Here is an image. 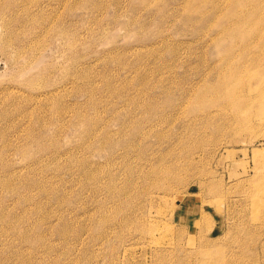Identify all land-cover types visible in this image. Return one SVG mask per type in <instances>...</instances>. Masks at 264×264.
I'll list each match as a JSON object with an SVG mask.
<instances>
[{"label": "rangeland", "instance_id": "obj_1", "mask_svg": "<svg viewBox=\"0 0 264 264\" xmlns=\"http://www.w3.org/2000/svg\"><path fill=\"white\" fill-rule=\"evenodd\" d=\"M232 51L264 0H0V264H264V101L196 98Z\"/></svg>", "mask_w": 264, "mask_h": 264}, {"label": "bare ground", "instance_id": "obj_2", "mask_svg": "<svg viewBox=\"0 0 264 264\" xmlns=\"http://www.w3.org/2000/svg\"><path fill=\"white\" fill-rule=\"evenodd\" d=\"M224 17H225L224 19H228L230 16L225 15ZM235 17H236V15L233 17V21H234L232 23L233 25L230 26L232 28L237 27V21H235ZM244 19L245 18H243V20ZM232 28H226L224 30V32H225L224 35H226V33L227 34L232 33L230 31ZM245 49H246V45L241 44V50H245ZM233 50L235 51L234 45H233ZM234 53L235 52L232 51L230 53L231 55L225 54L224 58H223L224 62L221 64L219 63L220 65L218 64L217 65L218 67L213 69L212 71H228L229 69L231 71H237L240 68H246L249 66L247 61H244L243 63L238 62L237 64H232L230 56L234 55ZM254 60H255V58H254ZM254 60H251L250 62L252 63ZM217 73H219V72H217ZM260 74H261V76H259ZM241 75H247L249 77V81L246 82L245 87H244V91L247 92V95H246L247 99H242L241 98L242 96L239 95L237 85H233L231 83L232 79H235ZM217 79H218V81L215 85H211V87L206 88L203 93L197 95L196 98L199 99V102L202 101L204 103H218L222 100H227L229 103L234 104L236 107L240 108L241 106H246L248 103L261 105L262 102L264 101V88H263V85H264V65L259 66V64H257L254 69H251V68L249 69V67H248L246 69V71H241L240 73L233 74L230 76V78H226L224 75L220 74V76L218 75ZM252 91H255V93L253 95L249 94ZM40 149H42V148H40ZM255 153L257 154V152H255ZM30 160L33 162L38 161L39 162L38 165H42V163L47 161L48 158H44L41 161L38 159H34V158H32ZM30 165H32V164L30 163ZM29 182H31L30 184H32V182H33L34 184H38L40 186H43L42 182L35 181L34 179H29L28 183ZM155 197L160 198V199L163 198L160 195L155 196ZM191 202H193V198L185 197V196H181V195H178V197H176V200L174 201V203L177 205H180L179 208H182V209H185L188 206H191L190 205ZM173 209H174V206L172 207V210ZM162 218H164V217H162ZM24 237H26V235H24ZM154 245H155L154 247L156 248V253L161 252V251H168V250L174 249L173 243H169L167 245H164L162 243H154ZM157 250H160V251H157ZM162 254H163V252H162ZM162 254L159 253L160 258H162Z\"/></svg>", "mask_w": 264, "mask_h": 264}]
</instances>
